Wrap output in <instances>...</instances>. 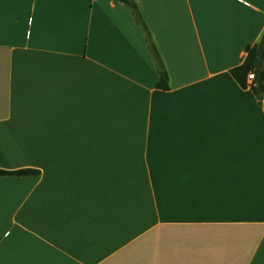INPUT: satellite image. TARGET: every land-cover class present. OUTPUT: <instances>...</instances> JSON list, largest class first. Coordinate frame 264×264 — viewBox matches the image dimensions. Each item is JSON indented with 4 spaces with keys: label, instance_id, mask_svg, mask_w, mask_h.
Segmentation results:
<instances>
[{
    "label": "crops",
    "instance_id": "1",
    "mask_svg": "<svg viewBox=\"0 0 264 264\" xmlns=\"http://www.w3.org/2000/svg\"><path fill=\"white\" fill-rule=\"evenodd\" d=\"M128 1L0 0V264H264V0Z\"/></svg>",
    "mask_w": 264,
    "mask_h": 264
},
{
    "label": "trees",
    "instance_id": "2",
    "mask_svg": "<svg viewBox=\"0 0 264 264\" xmlns=\"http://www.w3.org/2000/svg\"><path fill=\"white\" fill-rule=\"evenodd\" d=\"M124 3L133 15H135L137 21L139 18L136 13V7L128 0H119ZM246 56L242 63L229 70L231 77L242 88L249 89L257 98H260L264 93V32L261 35L260 40L254 45L245 47ZM157 64L158 69V81L155 85L157 89L167 90V75L158 65L157 53H151ZM253 74V80L248 81L247 76ZM33 170H17V171H3L0 170V176H22L27 174H33Z\"/></svg>",
    "mask_w": 264,
    "mask_h": 264
},
{
    "label": "built area",
    "instance_id": "3",
    "mask_svg": "<svg viewBox=\"0 0 264 264\" xmlns=\"http://www.w3.org/2000/svg\"><path fill=\"white\" fill-rule=\"evenodd\" d=\"M247 80H248V81L253 80V74H249V75L247 76Z\"/></svg>",
    "mask_w": 264,
    "mask_h": 264
}]
</instances>
